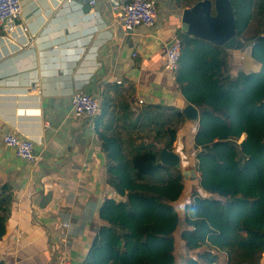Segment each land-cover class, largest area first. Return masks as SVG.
Segmentation results:
<instances>
[{
  "label": "crops",
  "instance_id": "crops-1",
  "mask_svg": "<svg viewBox=\"0 0 264 264\" xmlns=\"http://www.w3.org/2000/svg\"><path fill=\"white\" fill-rule=\"evenodd\" d=\"M21 1L28 33L0 39V187L9 185L12 193L0 264H58L63 258L82 264L99 228L107 225L98 216L100 206L120 200L107 184L100 135L117 137L128 150L150 137L132 126L145 106H187L165 69V53L177 32L186 34L182 12L205 0H157L158 22L129 32L110 10L112 0ZM259 30L255 17L237 37L242 50L222 48L231 78L259 71L251 57ZM76 92L98 97L100 105L106 100L104 116L74 118L70 99ZM197 125L185 119L172 151L189 160L199 186L190 158ZM7 133L31 140L37 161L22 160L6 147L1 137ZM192 178L188 173L185 179Z\"/></svg>",
  "mask_w": 264,
  "mask_h": 264
},
{
  "label": "trees",
  "instance_id": "trees-1",
  "mask_svg": "<svg viewBox=\"0 0 264 264\" xmlns=\"http://www.w3.org/2000/svg\"><path fill=\"white\" fill-rule=\"evenodd\" d=\"M229 3L237 37L258 19L251 57L259 71L231 78L220 46L176 34L181 49L174 80L199 110L193 138L198 192L180 215L173 204L184 194L181 171L160 164L159 155L172 150L185 116L173 106H145L132 126L147 130L146 141L135 140L127 150L117 137L100 135L107 184L120 200L100 206L98 216L107 225L82 264H177L176 232L189 251L184 264H264V0ZM108 105L101 102L97 117ZM11 198V187H0V237Z\"/></svg>",
  "mask_w": 264,
  "mask_h": 264
},
{
  "label": "built area",
  "instance_id": "built-area-1",
  "mask_svg": "<svg viewBox=\"0 0 264 264\" xmlns=\"http://www.w3.org/2000/svg\"><path fill=\"white\" fill-rule=\"evenodd\" d=\"M72 0H66V2ZM90 5H95L91 0ZM110 10L116 14L118 23L124 32L143 26L151 28L157 18V7L149 0H128L122 4L112 0ZM21 0H0V39L17 40L28 33V26L21 21ZM264 38V34L261 35ZM181 41L174 35L168 43L165 53V69L175 76L179 66ZM34 83L31 87L36 88ZM139 104L143 102L138 101ZM71 111L74 118H93L100 113V100L98 97L83 92H76L70 99ZM1 142L11 148L15 155L25 161L35 163L37 157L34 153V144L31 140L20 138L13 133L2 135ZM3 264H18L15 261H6ZM58 264H72L68 258H63Z\"/></svg>",
  "mask_w": 264,
  "mask_h": 264
},
{
  "label": "water",
  "instance_id": "water-1",
  "mask_svg": "<svg viewBox=\"0 0 264 264\" xmlns=\"http://www.w3.org/2000/svg\"><path fill=\"white\" fill-rule=\"evenodd\" d=\"M118 1L124 4L128 0ZM149 1L153 2L156 6L159 4L157 0ZM214 6L216 10L215 17L210 15L211 2L209 0L199 2L192 8L184 10L180 17L183 31L191 37L208 41L220 46L224 50H242L244 44L237 39L235 34L233 13L229 0H214ZM158 16L157 11L155 24L158 22ZM182 113L185 119L193 124L199 121L197 109L191 104H187L183 108ZM182 161V157L174 151L161 149L159 162L163 166L180 169ZM188 173L193 175L192 179H194V171L190 170L188 166L182 170V178L185 179Z\"/></svg>",
  "mask_w": 264,
  "mask_h": 264
},
{
  "label": "rangeland",
  "instance_id": "rangeland-1",
  "mask_svg": "<svg viewBox=\"0 0 264 264\" xmlns=\"http://www.w3.org/2000/svg\"><path fill=\"white\" fill-rule=\"evenodd\" d=\"M190 158H191V160L194 158V153H193V155H190ZM188 161H185V160L182 161V165L179 169L181 172L184 169V167H186V166H188L189 168L192 167L191 165H189ZM190 162H192V161H190ZM198 190H199V186H198L197 181H195L194 179H192L191 181L188 179H185V189H184L183 197L177 203L173 204L174 208L180 213V215L182 214V210H181L182 208H179L178 204H182L184 201H186V199H187L186 197L189 194H190L189 196H191V195L197 193ZM180 226L185 227L182 216H180ZM174 239H175L174 255L176 258V263L177 264H184L185 261L189 258V251L185 249L184 244L179 240L178 232H176L174 234ZM262 256L264 257V253Z\"/></svg>",
  "mask_w": 264,
  "mask_h": 264
}]
</instances>
